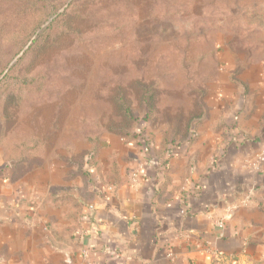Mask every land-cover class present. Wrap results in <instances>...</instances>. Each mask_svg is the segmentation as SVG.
<instances>
[{"label": "crops", "instance_id": "obj_1", "mask_svg": "<svg viewBox=\"0 0 264 264\" xmlns=\"http://www.w3.org/2000/svg\"><path fill=\"white\" fill-rule=\"evenodd\" d=\"M229 71L190 142L140 149L106 135L87 198L63 159L89 145L40 163L0 150V264H264L263 69ZM110 160L128 177L118 189L103 177Z\"/></svg>", "mask_w": 264, "mask_h": 264}, {"label": "rangeland", "instance_id": "obj_2", "mask_svg": "<svg viewBox=\"0 0 264 264\" xmlns=\"http://www.w3.org/2000/svg\"><path fill=\"white\" fill-rule=\"evenodd\" d=\"M29 49L47 51L31 58ZM15 65L12 88L35 77L40 83L0 112L4 157L8 147L34 143L28 158L40 163L55 149H85V139L99 135L105 147L103 126L120 121L115 88L136 79L158 84L136 148L172 149L207 116L225 71L235 80L260 65L264 76V0H0V80Z\"/></svg>", "mask_w": 264, "mask_h": 264}, {"label": "trees", "instance_id": "obj_3", "mask_svg": "<svg viewBox=\"0 0 264 264\" xmlns=\"http://www.w3.org/2000/svg\"><path fill=\"white\" fill-rule=\"evenodd\" d=\"M38 29V28H37ZM31 33V36L34 35L36 30ZM52 32L51 26L43 29L38 35L37 39L34 40V44L36 45L37 42L43 39L47 34L50 35ZM55 41H57V37H54ZM60 44V42H54L55 45ZM44 46H52L49 43H46ZM47 50L39 49V50H32L29 49L25 56L30 55L31 58L39 57L41 53H44ZM26 61H18L17 63H24ZM32 61L28 62L27 65L29 68L31 67ZM19 65L13 66L8 73L0 80V112L4 114L5 111L10 108L11 102L17 99V96H20V91L24 90V94L36 92L38 89H30L32 82L40 83V79L35 77L34 80L27 79L21 82V86L23 89L17 88L14 89L10 86V81L13 80V74L17 70ZM5 69L4 67H0L1 71ZM157 79L151 80V82H145L143 79H136L130 86H116L115 93L113 97V108L116 113L117 119H120L117 122L115 119H111L108 124H105V133L109 134L110 136L117 137L119 139H124L126 142H133L138 139V136L141 135L143 129L145 130V126L150 122L153 117L154 109L156 105V100L158 96V84L156 83ZM134 99L136 103L134 102ZM136 104V105H135ZM134 107H138L134 109ZM117 122V123H115ZM141 125V126H140ZM151 125V124H150ZM138 133H134L136 129ZM174 135H178L174 132ZM188 136L187 139L190 137L191 141V134L189 131L186 133ZM146 136L149 138L148 134ZM86 142L89 143V150L79 156H73L70 150L67 151V157L63 159L66 167L70 170L68 173L67 180H73L75 178H80L83 183V188L81 191L82 198H87L92 196V192H87L86 186L91 185L92 179L90 178L91 173L93 171H100L102 168L99 167L98 159L100 153V142H101V135L91 138L88 137L85 139ZM185 138H183V141ZM189 141V142H190ZM182 142V140L178 141ZM151 143L150 141L146 142V146ZM139 144V142H138ZM137 144V146H139ZM167 145L164 149H167ZM160 149H162L160 145ZM169 149V148H168ZM171 149V148H170ZM37 153V146L34 143L26 145L22 143L20 145L8 147L7 150V161H19V163H28L27 157L31 154ZM105 178L106 183L112 187V189H118L125 184L128 183L127 176H121L119 172V167L116 161H109L108 166L105 170ZM105 183V182H104Z\"/></svg>", "mask_w": 264, "mask_h": 264}, {"label": "built area", "instance_id": "obj_4", "mask_svg": "<svg viewBox=\"0 0 264 264\" xmlns=\"http://www.w3.org/2000/svg\"><path fill=\"white\" fill-rule=\"evenodd\" d=\"M136 179V175H132L131 180L133 182H135ZM109 191H112L111 188H109ZM244 206V205H243ZM237 209V207H232L229 206L225 209L224 211V215L221 217L219 223H218V227L222 228L224 226L225 221L233 214V212ZM213 255V264H224L226 262L230 263L233 261L232 257H228V258H223V257H219V255L217 253H212Z\"/></svg>", "mask_w": 264, "mask_h": 264}, {"label": "water", "instance_id": "obj_5", "mask_svg": "<svg viewBox=\"0 0 264 264\" xmlns=\"http://www.w3.org/2000/svg\"><path fill=\"white\" fill-rule=\"evenodd\" d=\"M190 130L193 131L194 130V123L190 126Z\"/></svg>", "mask_w": 264, "mask_h": 264}]
</instances>
